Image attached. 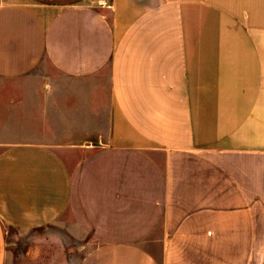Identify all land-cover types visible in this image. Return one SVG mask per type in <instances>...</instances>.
<instances>
[{
    "label": "crops",
    "instance_id": "1",
    "mask_svg": "<svg viewBox=\"0 0 264 264\" xmlns=\"http://www.w3.org/2000/svg\"><path fill=\"white\" fill-rule=\"evenodd\" d=\"M0 264H264V0H0Z\"/></svg>",
    "mask_w": 264,
    "mask_h": 264
},
{
    "label": "rangeland",
    "instance_id": "2",
    "mask_svg": "<svg viewBox=\"0 0 264 264\" xmlns=\"http://www.w3.org/2000/svg\"><path fill=\"white\" fill-rule=\"evenodd\" d=\"M84 244H79L75 246V255L80 256L82 252H84L86 250V247L83 246Z\"/></svg>",
    "mask_w": 264,
    "mask_h": 264
}]
</instances>
